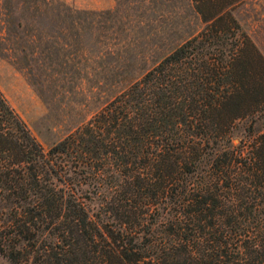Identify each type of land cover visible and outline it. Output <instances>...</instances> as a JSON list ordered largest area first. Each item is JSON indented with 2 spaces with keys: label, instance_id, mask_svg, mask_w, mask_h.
Instances as JSON below:
<instances>
[{
  "label": "trees",
  "instance_id": "1",
  "mask_svg": "<svg viewBox=\"0 0 264 264\" xmlns=\"http://www.w3.org/2000/svg\"><path fill=\"white\" fill-rule=\"evenodd\" d=\"M243 1L190 0L200 28L46 147L0 90L8 264H264V55Z\"/></svg>",
  "mask_w": 264,
  "mask_h": 264
},
{
  "label": "rangeland",
  "instance_id": "2",
  "mask_svg": "<svg viewBox=\"0 0 264 264\" xmlns=\"http://www.w3.org/2000/svg\"><path fill=\"white\" fill-rule=\"evenodd\" d=\"M233 12L264 55V0ZM200 26L190 0H0V90L46 147Z\"/></svg>",
  "mask_w": 264,
  "mask_h": 264
}]
</instances>
